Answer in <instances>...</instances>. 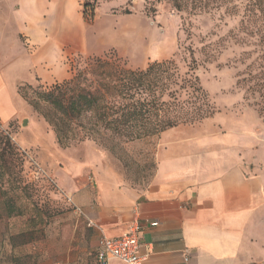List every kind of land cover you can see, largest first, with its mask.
Instances as JSON below:
<instances>
[{"label": "rangeland", "instance_id": "rangeland-1", "mask_svg": "<svg viewBox=\"0 0 264 264\" xmlns=\"http://www.w3.org/2000/svg\"><path fill=\"white\" fill-rule=\"evenodd\" d=\"M253 1L241 43L229 36L241 8L188 14L171 0H0V111L8 115L0 131L9 139L0 150L7 143L15 158L0 162V264H97L99 234L81 203L104 181L145 188L162 173L198 181L239 168L264 182V11ZM45 38L61 45L62 77L57 63L42 61ZM77 54L129 68L173 59L181 71L193 57L213 113L131 142L61 146L38 93L67 78Z\"/></svg>", "mask_w": 264, "mask_h": 264}, {"label": "crops", "instance_id": "crops-1", "mask_svg": "<svg viewBox=\"0 0 264 264\" xmlns=\"http://www.w3.org/2000/svg\"><path fill=\"white\" fill-rule=\"evenodd\" d=\"M42 42V61L57 63L59 77L64 76L57 52L61 45ZM5 88L0 76L4 94ZM7 117L0 111L2 120ZM162 174L145 188L104 181L96 194H86L84 215L99 236H120L137 218L138 264H264L262 178L246 177L239 168L198 181Z\"/></svg>", "mask_w": 264, "mask_h": 264}, {"label": "trees", "instance_id": "trees-1", "mask_svg": "<svg viewBox=\"0 0 264 264\" xmlns=\"http://www.w3.org/2000/svg\"><path fill=\"white\" fill-rule=\"evenodd\" d=\"M171 1L177 10L188 14L224 7L225 13L237 15L241 8L238 25L229 30V36L237 42L239 35L245 33L250 0L247 4L240 1L239 5L231 4L230 0ZM253 5L259 13L264 11V0H254ZM243 40L244 37L239 38L241 43ZM71 63L67 78L38 93L51 107L40 113L61 146L84 139L131 142L181 124H193L213 113L195 74L193 57L186 71H181L173 59L154 60L144 68H129L116 57L77 54ZM30 102L38 110V101ZM3 140L9 139L0 131V144ZM5 142L0 150L1 165L15 161Z\"/></svg>", "mask_w": 264, "mask_h": 264}, {"label": "built area", "instance_id": "built-area-1", "mask_svg": "<svg viewBox=\"0 0 264 264\" xmlns=\"http://www.w3.org/2000/svg\"><path fill=\"white\" fill-rule=\"evenodd\" d=\"M156 223H152L155 225ZM140 225L136 218L128 231L120 236H106L101 234L98 238L95 258L97 264H110L118 260L125 264H138L142 256L139 253L142 245L139 238Z\"/></svg>", "mask_w": 264, "mask_h": 264}, {"label": "water", "instance_id": "water-1", "mask_svg": "<svg viewBox=\"0 0 264 264\" xmlns=\"http://www.w3.org/2000/svg\"><path fill=\"white\" fill-rule=\"evenodd\" d=\"M26 123H27V121H26V120H24V121H23V124H26Z\"/></svg>", "mask_w": 264, "mask_h": 264}]
</instances>
